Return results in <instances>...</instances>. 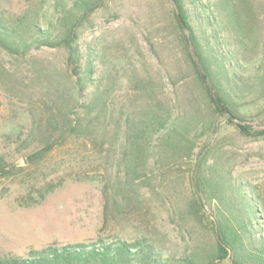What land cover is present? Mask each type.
Instances as JSON below:
<instances>
[{
  "label": "rangeland",
  "instance_id": "obj_1",
  "mask_svg": "<svg viewBox=\"0 0 264 264\" xmlns=\"http://www.w3.org/2000/svg\"><path fill=\"white\" fill-rule=\"evenodd\" d=\"M192 1L184 4L195 10ZM227 1L249 36L239 61L245 83L234 101L243 121L230 123L215 110L175 24L172 0H106L78 28L82 77L92 69L86 101L63 48L16 56L0 47V154L15 165V175L0 177V256L118 237L148 238L170 264H197L215 251L214 208L202 201L196 173L264 193V135H255L264 131V0ZM73 3L0 0V10L28 13L58 32ZM190 15L204 22L196 11ZM100 104L106 112L99 119ZM156 110L185 138L175 134L164 145L146 138L147 166L132 172L138 161L122 153L126 139L141 120L159 119ZM78 120L79 134L67 127L61 146L25 163L65 121ZM52 181L61 185L41 197Z\"/></svg>",
  "mask_w": 264,
  "mask_h": 264
},
{
  "label": "trees",
  "instance_id": "obj_2",
  "mask_svg": "<svg viewBox=\"0 0 264 264\" xmlns=\"http://www.w3.org/2000/svg\"><path fill=\"white\" fill-rule=\"evenodd\" d=\"M106 0H74L65 15L60 18L61 29L58 32L42 27L40 20L28 13L7 16L0 10V47L7 53L24 56L34 49L63 48L67 55V65L77 77L79 99H88L91 92L86 85L89 74L82 77L83 54L78 45V28L91 14L104 6ZM174 4L175 24L181 33L189 58L196 71L198 80L206 89L207 96L215 110L226 116L230 123L233 118L243 121L234 101L239 97V89L244 85L245 66L239 61L243 49H247L249 36L243 32V24L227 0H193L197 5L190 10L184 0H172ZM190 11H196L203 23L191 20ZM181 19L184 22L182 24ZM191 47L194 49L192 50ZM195 55H194V53ZM240 51L242 52L240 54ZM243 61V60H242ZM91 72V73H90ZM96 100L101 96L94 92ZM106 106L99 105V119ZM159 119L141 120L137 123V133L126 139L128 150L122 153L138 161L131 169L139 173L145 169V139H157L164 145L176 138H185L186 131L164 125L165 114L156 110ZM172 116L169 117V119ZM73 122V121H72ZM65 121L57 136H49L40 147L26 155V164L35 163L50 155L63 144L65 130L79 134L80 120L76 126ZM140 123V125H139ZM246 127V126H245ZM250 127L242 132L247 133ZM73 129V130H72ZM264 135V131L255 132ZM174 147L179 149L178 144ZM15 165L0 154V177L13 175ZM206 171L196 173L198 193L202 201H211L213 205V231L215 251L210 256L201 258L197 264H220L230 259L232 264H264V193L252 185L241 182L224 184L220 180L207 179ZM15 175V174H14ZM61 182L52 181L44 187L48 193L60 186ZM206 205V203H203ZM0 264H170L155 244L146 237L128 241L121 238L101 239L94 242L49 244L41 249H31L24 256H0ZM194 264V262H191Z\"/></svg>",
  "mask_w": 264,
  "mask_h": 264
},
{
  "label": "water",
  "instance_id": "obj_3",
  "mask_svg": "<svg viewBox=\"0 0 264 264\" xmlns=\"http://www.w3.org/2000/svg\"><path fill=\"white\" fill-rule=\"evenodd\" d=\"M180 20H181L182 24L184 25V22H183V20L181 19V17H180ZM184 26H185V25H184ZM194 55H195V53H194ZM240 128L244 129L243 127H240Z\"/></svg>",
  "mask_w": 264,
  "mask_h": 264
}]
</instances>
